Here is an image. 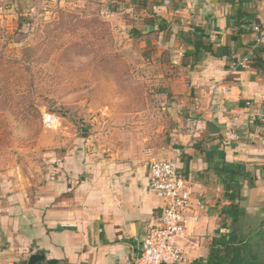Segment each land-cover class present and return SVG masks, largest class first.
Returning a JSON list of instances; mask_svg holds the SVG:
<instances>
[{
  "label": "crops",
  "instance_id": "obj_1",
  "mask_svg": "<svg viewBox=\"0 0 264 264\" xmlns=\"http://www.w3.org/2000/svg\"><path fill=\"white\" fill-rule=\"evenodd\" d=\"M127 2L148 20L164 70L165 122L138 144L88 149L87 139L84 155L36 190L7 186L0 264H29L33 254L45 257L37 264H131L163 207L149 184L152 160H175L191 187L184 264L230 245L264 264V121L254 117L264 107V46L250 30L264 18V0ZM253 48L248 69L231 68ZM229 264H242V255Z\"/></svg>",
  "mask_w": 264,
  "mask_h": 264
},
{
  "label": "rangeland",
  "instance_id": "obj_2",
  "mask_svg": "<svg viewBox=\"0 0 264 264\" xmlns=\"http://www.w3.org/2000/svg\"><path fill=\"white\" fill-rule=\"evenodd\" d=\"M147 25L127 0H0V200L36 190L87 139L119 148L164 124Z\"/></svg>",
  "mask_w": 264,
  "mask_h": 264
},
{
  "label": "built area",
  "instance_id": "obj_3",
  "mask_svg": "<svg viewBox=\"0 0 264 264\" xmlns=\"http://www.w3.org/2000/svg\"><path fill=\"white\" fill-rule=\"evenodd\" d=\"M250 30L256 35L255 46H264V18L251 25ZM254 50L255 48L250 49L246 55L234 60L231 68L248 69ZM247 105L250 106L251 103L248 102ZM254 115L264 121V107ZM58 124L55 116L45 115L43 118L46 129H54ZM149 184L163 201V207L155 223L147 229L131 264H184L187 260L181 240L187 224L186 212L191 207L192 200L189 181L181 173L175 160H152Z\"/></svg>",
  "mask_w": 264,
  "mask_h": 264
},
{
  "label": "trees",
  "instance_id": "obj_4",
  "mask_svg": "<svg viewBox=\"0 0 264 264\" xmlns=\"http://www.w3.org/2000/svg\"><path fill=\"white\" fill-rule=\"evenodd\" d=\"M202 47L203 45L201 42L195 44V49L197 51ZM257 66L261 67L260 61H257ZM238 254L242 255V264H251L252 260H249L248 250L244 246L236 245H230L225 248H212L208 260L199 264H229ZM47 264H60V262L51 260L47 262Z\"/></svg>",
  "mask_w": 264,
  "mask_h": 264
},
{
  "label": "water",
  "instance_id": "obj_5",
  "mask_svg": "<svg viewBox=\"0 0 264 264\" xmlns=\"http://www.w3.org/2000/svg\"><path fill=\"white\" fill-rule=\"evenodd\" d=\"M45 257L40 254H33L30 257L29 264H37L38 262L42 261Z\"/></svg>",
  "mask_w": 264,
  "mask_h": 264
}]
</instances>
